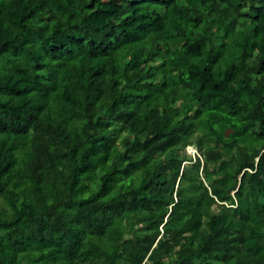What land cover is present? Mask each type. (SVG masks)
I'll list each match as a JSON object with an SVG mask.
<instances>
[{
	"label": "trees",
	"instance_id": "16d2710c",
	"mask_svg": "<svg viewBox=\"0 0 264 264\" xmlns=\"http://www.w3.org/2000/svg\"><path fill=\"white\" fill-rule=\"evenodd\" d=\"M118 2L0 0V264H264V0Z\"/></svg>",
	"mask_w": 264,
	"mask_h": 264
},
{
	"label": "rangeland",
	"instance_id": "374dc122",
	"mask_svg": "<svg viewBox=\"0 0 264 264\" xmlns=\"http://www.w3.org/2000/svg\"><path fill=\"white\" fill-rule=\"evenodd\" d=\"M114 1L118 2L119 0H114ZM118 4H120V2H118ZM120 6H121V5H120ZM177 104H178V102L175 103L173 106H171L169 110H170V111H173V110L175 109V107L177 106ZM199 133H200V132H195V133H193V135H192L191 138H190V140H191V144H189L191 147L189 148L188 145H187V146H185L183 149L181 148V149L179 150V155L186 154L188 157L193 158L195 155L198 154V153L196 152V151H198V150H197V146H196L195 141H196V138H197L199 135H201V134H199ZM213 209H214V210H217V207L214 206ZM3 210L8 211V208H7L6 204H5L2 200H0V211H3ZM123 217H124V219H127V218H128L127 215H124ZM131 235H134V234H131ZM3 238L5 239V241L7 240V236H5V235L3 236ZM219 264H223V263H219Z\"/></svg>",
	"mask_w": 264,
	"mask_h": 264
},
{
	"label": "clouds",
	"instance_id": "9594fccd",
	"mask_svg": "<svg viewBox=\"0 0 264 264\" xmlns=\"http://www.w3.org/2000/svg\"><path fill=\"white\" fill-rule=\"evenodd\" d=\"M188 147L190 148L191 146L190 145H188ZM197 152V151H196Z\"/></svg>",
	"mask_w": 264,
	"mask_h": 264
}]
</instances>
